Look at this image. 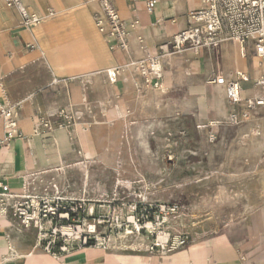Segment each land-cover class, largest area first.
<instances>
[{
	"label": "rangeland",
	"instance_id": "obj_1",
	"mask_svg": "<svg viewBox=\"0 0 264 264\" xmlns=\"http://www.w3.org/2000/svg\"><path fill=\"white\" fill-rule=\"evenodd\" d=\"M217 56L219 49L215 64ZM244 59L251 63L252 54ZM219 65L216 72L222 73L226 63ZM186 68L181 55L166 57L164 74L173 82L161 93L155 91L160 86L115 91L97 70L71 72L66 81L37 91L42 103L35 119L48 124L40 134L42 144L55 149L62 130L72 137L62 150L65 170L50 164L44 175L55 177L62 195L82 206L78 220L71 221L73 233L47 232L38 244L42 251L57 254L61 238L70 245L88 231L107 248L123 252L147 250L163 233L170 240L183 233L187 243L228 233L248 258L264 250V107L241 105L238 122L230 123L223 89L225 115L206 100L214 86L206 84L207 74ZM46 71L39 64L37 74ZM88 72L94 74L84 80L81 75ZM81 126L93 153L85 164L87 176L78 165L83 147L74 134ZM109 152L115 154L111 164L100 159ZM21 233L37 243L36 230ZM47 241H52L50 252L43 248Z\"/></svg>",
	"mask_w": 264,
	"mask_h": 264
},
{
	"label": "crops",
	"instance_id": "obj_2",
	"mask_svg": "<svg viewBox=\"0 0 264 264\" xmlns=\"http://www.w3.org/2000/svg\"><path fill=\"white\" fill-rule=\"evenodd\" d=\"M146 2L113 0L119 16L135 23L128 35L134 57L142 55L136 37H141L151 50H157L186 26L187 13L200 6L199 0H156L153 11L148 13ZM22 3L43 17L30 29L22 26L15 9L0 0V101L15 105L17 128L21 133V136L15 134L8 143L0 144V180L8 183L13 191L20 190L21 177L29 172L49 168L50 164L59 166L63 171L67 167L62 150L71 143L69 136L62 130L55 149L48 148L40 140L45 126L35 119V110L40 109L42 103L37 91L56 81V84L66 81L71 72L97 70L98 74L105 76L107 69L123 68L128 61L126 54L111 49L107 38L97 30L93 20L98 10L97 0H22ZM49 10L53 11V15H48ZM219 53L220 56L215 57L216 64L213 55L206 50L198 54L187 50L181 57L188 63L187 73L192 70L195 75L207 74V80L220 67V60L226 63L222 72L225 75L240 68L249 79L242 83L244 92L250 93L252 81L263 68L257 58L252 56V62L247 64L239 46L232 43L221 44ZM39 64H44L47 70L42 75L37 74ZM93 74L83 73L81 77L88 80ZM172 80L166 72L161 88L155 89L156 93L163 92ZM109 84L115 91L125 93L142 84V78L130 69H123L117 81ZM222 96V88L218 85L205 93L206 100L215 103L220 113L225 115ZM114 116L115 112L111 113V117ZM85 131L77 135L83 147V161L78 165L83 175L87 176L85 164L93 161V153L88 148ZM3 136L0 120V139ZM100 159L111 164L115 161V154L109 152ZM24 233L6 221H0V264H264V250L248 258L242 252V243L228 233L192 240L165 255L147 250L123 252L98 246L78 247L68 253L52 255L32 244L34 239ZM31 249L36 251L34 256L26 255Z\"/></svg>",
	"mask_w": 264,
	"mask_h": 264
},
{
	"label": "built area",
	"instance_id": "obj_3",
	"mask_svg": "<svg viewBox=\"0 0 264 264\" xmlns=\"http://www.w3.org/2000/svg\"><path fill=\"white\" fill-rule=\"evenodd\" d=\"M4 4L15 9L23 27L30 29L41 22L42 16L30 11L22 0H3ZM98 10L93 15L97 30L110 43L111 49H117L127 56V63L123 68L112 67L105 71L106 79L115 83L123 69H130L135 75L142 78V86H160L164 75V61L172 55H182L189 50L193 54L206 50L215 54L221 44L232 42L241 48L242 57L250 52L263 65L261 74L252 81L251 92L246 94L242 83L248 81L242 71H234L228 75L213 71L207 82L222 87L226 102L230 106L228 121L237 123L241 114L237 107L244 105L247 109L264 107V0H199L200 6L189 11L186 15V26L173 35L169 42L159 46L157 50L147 47L141 37H136L140 57H134V50L128 43L130 28L134 22L122 19L113 3V0H97ZM156 0H147L146 11L151 13ZM48 15H53L49 10ZM58 81L55 82V84ZM18 113L15 105L0 101V120L4 136L0 144L8 143L15 134L21 136L17 128ZM44 126H48L44 123ZM46 170L29 172L21 177L19 191L10 189L8 183L0 180V221H6L11 227L22 231H37V241L43 240L47 232L66 236L63 228L73 232L72 220H78L82 208L77 199L62 195L60 186L55 177H46ZM65 188L68 184H64ZM79 202V201H78ZM48 222V228L42 224ZM136 222L145 228L142 217ZM42 231V234L40 232ZM93 231L80 233L75 237L73 244L67 245L63 238L58 245V253H68L75 248L98 246L107 248L105 243L90 235ZM40 235V237H39ZM187 235L179 233L171 240L161 242L156 239L147 251L165 255L173 252L187 243ZM170 240V241H169ZM47 241L44 250L50 252ZM59 242V241H58Z\"/></svg>",
	"mask_w": 264,
	"mask_h": 264
},
{
	"label": "bare ground",
	"instance_id": "obj_4",
	"mask_svg": "<svg viewBox=\"0 0 264 264\" xmlns=\"http://www.w3.org/2000/svg\"><path fill=\"white\" fill-rule=\"evenodd\" d=\"M240 48V47H239ZM240 53H241V48H240ZM111 83V82H110ZM208 83V82H207ZM161 86H162V83H161V85H160V87L159 88H161ZM86 129H85V127H80V128H77L75 131H74V134H75V136L76 135H78L81 131H85ZM70 135H72V134H70ZM71 138L72 137H69V141L71 140ZM81 154H82V152H80ZM58 169H61L60 167L58 168ZM92 208V207H91ZM130 218H132V217H130ZM151 223H148V225H150ZM50 224L48 223V222H46V223H44V224H42V228H47L48 226H49ZM92 228H93V226L92 225H90V229L92 230ZM63 231H65V234L66 235H71L73 232L71 231V230H69V229H67V228H63ZM40 234H42V231L40 232ZM122 236V235H121ZM159 239H160V241L161 242H165V241H167L168 240V235L166 234V233H163V234H160L159 235ZM37 246H38V241H37ZM35 252L36 251H34L33 249H31L29 252H27L26 253V255H31V256H34V254H35ZM17 254H19V253H17ZM10 255H14V254H10ZM52 255H54V254H52Z\"/></svg>",
	"mask_w": 264,
	"mask_h": 264
}]
</instances>
